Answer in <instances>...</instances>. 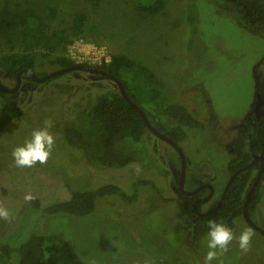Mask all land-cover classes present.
<instances>
[{
    "label": "rangeland",
    "instance_id": "374dc122",
    "mask_svg": "<svg viewBox=\"0 0 264 264\" xmlns=\"http://www.w3.org/2000/svg\"><path fill=\"white\" fill-rule=\"evenodd\" d=\"M4 3L40 14L54 8V18L46 20L49 32L67 28L73 15L85 13L82 36L62 54L91 66L119 54L149 68L161 80L165 102L181 104L202 124L201 129L183 127L186 137L178 144L186 159L184 189H193L195 181L223 188L232 142L264 81V32L249 31L216 0H163V10L154 15L138 12L135 0H0V8ZM20 51V44H0V59ZM36 58L43 61L39 54ZM0 83L12 89L16 80L0 68ZM110 91L116 87L107 78L72 71L44 82L22 73L15 91L0 95V115H8L12 107L22 113L0 131V206L10 213L9 220L0 219V243L18 246L33 234L61 237L74 255L71 264H205L207 236L191 247L194 212L189 197H178L180 160L171 145L147 130L138 142L117 144L133 157L127 166L88 162L87 154L97 147L88 111ZM160 120L167 127L175 125L167 117ZM49 121L55 145L47 163L17 167L13 149ZM66 126L80 131L88 152L66 143ZM141 180L151 185L135 189ZM106 184L127 196L136 191L137 198L124 203L115 195L98 197L92 213L83 217L42 215L44 208L68 200L71 191ZM26 195L33 199L26 201ZM251 220L264 230V187ZM245 228L253 232L249 250H240L233 240L211 264H264V237L242 217L235 220L234 235ZM0 264L18 263L0 258Z\"/></svg>",
    "mask_w": 264,
    "mask_h": 264
},
{
    "label": "trees",
    "instance_id": "16d2710c",
    "mask_svg": "<svg viewBox=\"0 0 264 264\" xmlns=\"http://www.w3.org/2000/svg\"><path fill=\"white\" fill-rule=\"evenodd\" d=\"M218 6L231 11L237 22L253 33L264 32V0H216ZM135 9L144 14L154 15L163 10V0H135ZM190 8V7H189ZM55 9L48 8L42 14L29 7L19 10L11 9L7 3L0 8V44L21 45L20 52L6 54L0 59V68L5 77L16 80L19 71H32L36 77L41 78L51 71L75 65L76 62L64 56L62 53L71 44L73 39L82 36L86 14L79 12L73 15L71 24L67 28L47 31V19L54 18ZM59 53L54 56V54ZM41 56L43 61H37L36 56ZM53 55V58H50ZM83 68L93 67L102 70L117 78L124 88L129 99L135 103L144 113L147 120L159 132L164 133L177 145L184 141L186 134L183 127L201 129L202 124L184 106L179 103L165 102L162 92V83L153 72L143 66L119 54H112L108 62L98 66L86 63L80 64ZM57 76L45 81H50ZM109 80V79H108ZM116 91H110L96 98L88 111V118L95 129L97 147L88 153V162L93 166L122 168L133 161V157L125 154L117 144L125 139L138 142L147 128L137 111L132 108L121 96L118 87ZM257 91L264 96V81L258 84ZM1 96L7 93L1 92ZM22 116L21 111L12 107L8 115H0V131L10 120ZM167 117L174 121L173 127H167L161 123V117ZM253 141L258 146L264 142V115L250 130ZM66 143L74 148H80L88 152L89 144L80 131L71 126L63 129ZM243 132L240 134V142L245 141ZM243 140V141H242ZM247 163L246 156L237 157L227 165V173L231 174L244 167ZM254 179L252 169L240 173L230 185L220 206L214 212H208L204 216L194 213L192 221V238L189 240L191 247L201 236H207L208 222L217 221L233 230L237 218L242 217L241 205L244 197ZM139 185H151L149 181H137L135 189ZM264 187V171L256 186L248 205V213L252 214L259 202L260 190ZM156 195L162 202L161 195ZM202 189L197 193L198 197L204 194ZM221 190L215 188L216 200ZM115 195L124 203L134 202L137 198L136 191L127 196L117 186L112 184L102 185L94 190L71 191L70 198L56 202L42 210L43 216L65 214L74 217L87 216L94 210L95 200L98 197ZM179 198L185 195L178 193ZM214 204H212L213 206ZM33 206H37L34 201ZM210 206V207H212ZM210 207L202 202L196 205L200 213H204ZM0 258L4 261L14 258L18 264H71L74 255L68 243L61 237L52 235H31L18 246L0 243Z\"/></svg>",
    "mask_w": 264,
    "mask_h": 264
},
{
    "label": "water",
    "instance_id": "95a60500",
    "mask_svg": "<svg viewBox=\"0 0 264 264\" xmlns=\"http://www.w3.org/2000/svg\"><path fill=\"white\" fill-rule=\"evenodd\" d=\"M77 70H83L84 72L86 73H89V74H95V75H99V76H102V77H105L107 79H109L110 81H112L114 84L117 85L118 87V90L121 94V96L124 98V100L132 107L134 108L137 113L141 116L142 120L144 121V124L147 128V130L149 132H151L154 136H156L157 138L163 140L164 142L168 143L169 145H171L177 152L178 156H179V160H180V174H179V179H178V183H177V187H178V191L182 194H184L185 196H192L194 195L196 192H198L199 190H202V189H208L209 190V194L203 199V201H208L213 193V187L206 183V184H202L200 186H198L196 189L192 190V191H185L183 189V185H184V179H185V167H186V159H185V156L182 152V150L180 149V147L174 142L172 141L169 137L161 134V132H159L155 127L152 126V124L147 120L146 116L144 115L143 111L135 104L133 103L129 97L127 96L126 92L124 91V88L123 86L121 85L120 81L113 77L111 74H108L102 70H99V69H95V68H83L80 64H75V65H72V66H69V67H66V68H62V69H59V70H55V71H51L49 73H47L46 75H44L43 77L41 78H38L35 76V74L32 72V71H24L26 74L30 75L32 77V79L36 82H43L51 77H54V76H58V75H62V74H65V73H69V72H72V71H77ZM23 73V71H19L16 75V83H15V86L12 88V89H8L6 87H4L1 83H0V91L1 92H4V93H13L18 85H19V81H20V76L21 74ZM263 105V99L261 98L260 94L258 91H256L255 93V103H254V106H253V112L256 116V118L259 116V113L260 112H263L261 111V107ZM255 160L254 161H251L248 165L236 170L234 173H232L230 175V177L228 178L224 188H223V191H222V194L217 202V204L210 210V212H214L221 204L223 198H224V195L226 194L227 190L229 189L230 185L232 184V182L235 180V178L242 172H245L249 169H251V167L253 166ZM264 171V160L262 159L261 162H260V168L255 176V178L253 179L245 197H244V200H243V203L241 205V211H242V218L243 220L246 222V224L248 226H250L253 230L257 231L258 233H260L263 237H264V230L259 228L258 226H256L253 221L251 220V217L249 216V213H248V205H249V202H250V199L252 197V194L256 188V186L258 185L260 179H261V174L263 173ZM200 200H197L195 201V203L193 204V210L194 212L196 213V215L198 216H203V214L199 213L197 211V208H196V203L199 202Z\"/></svg>",
    "mask_w": 264,
    "mask_h": 264
},
{
    "label": "clouds",
    "instance_id": "9594fccd",
    "mask_svg": "<svg viewBox=\"0 0 264 264\" xmlns=\"http://www.w3.org/2000/svg\"><path fill=\"white\" fill-rule=\"evenodd\" d=\"M51 122H47L43 128L34 129L30 133V139L26 140L22 146L13 149L11 155L15 165L19 168H32L38 163L46 164L55 145V139L50 133ZM26 201H31L33 197L26 195ZM0 219L9 220V211L0 206ZM207 248L209 249L204 257L205 264H211L219 255L228 251V246L236 240L240 250L247 252L251 246L253 232L250 228H245L235 236L231 228L217 221L208 222Z\"/></svg>",
    "mask_w": 264,
    "mask_h": 264
},
{
    "label": "flooded vegetation",
    "instance_id": "af4514ba",
    "mask_svg": "<svg viewBox=\"0 0 264 264\" xmlns=\"http://www.w3.org/2000/svg\"><path fill=\"white\" fill-rule=\"evenodd\" d=\"M89 68H93V67H89ZM96 69V68H95ZM77 71H83V70H77ZM24 74H25V72H23ZM22 75V74H21ZM92 75H95V74H92ZM21 77V76H20ZM44 82V81H43ZM261 96V95H260ZM261 98L263 99V105H262V107L260 108L261 109V111H263V112H260L259 113V116L256 118V116H255V114H254V112H253V107H252V109H251V111L249 112V113H247V115L245 116V118L243 119V125H242V127H240V129H238V131H237V133H236V137H235V139L233 140V142H232V148H233V150L230 152V155H233V157H232V159L231 160H233V159H236L237 157H242V156H246V158H247V163H246V165H248L251 161H254L255 160V162H254V164H253V166L251 167V169H252V172L254 171L255 172V175H254V178H255V176H256V174H257V172H258V170H259V168H260V162H261V160L263 159L264 160V142H261L258 146H256V142L255 141H253V135H252V133L250 132V130L251 129H253L254 128V123L262 116V115H264V96L262 97L261 96ZM254 100H255V98H254ZM255 103V102H254ZM253 103V104H254ZM254 106V105H253ZM243 132V135H245V138H243V139H245V141H243V142H240L241 140L239 139V136H240V134ZM230 160V161H231ZM245 165V166H246ZM242 168V167H241ZM251 169H249V170H251ZM234 173V172H233ZM232 174V173H231ZM231 174H229V173H227V175H228V178L230 177V175ZM228 178H227V180H228ZM179 179V178H178ZM227 180H226V182H227ZM184 181H185V179H184ZM226 182L224 183V185H223V188H224V186H225V184H226ZM202 184H206V183H200V184H197V182L195 181L194 182V185H195V187L193 188V189H191V190H185L184 189V187H183V189L185 190V191H192V190H194V189H196L198 186H200V185H202ZM210 185H212V184H210ZM184 186V185H183ZM212 187H213V193H212V195H211V197H210V199L208 200V201H203V199L209 194V190L208 189H204L205 190V192H204V194L201 196V197H198L197 196V193L200 191H198V192H196L194 195H192V196H185V197H189L190 199H191V202H192V211L194 212V210H193V204L195 203V201H197V200H200L199 202H197L196 203V205L198 204V203H200V202H202L204 205H206V207H207V205L209 204V203H211L212 201H214L215 200V202L213 203L214 205L212 206V207H210L208 210L207 209H204V210H206L204 213H201V214H203V216L206 214V213H208V212H210V210L217 204V202H218V200H219V198H220V196H221V194H222V191H223V188L221 189V194H220V196H219V198L216 200L214 197H216L215 196V186L214 185H212ZM176 189H177V193H180L179 191H178V187L176 186ZM182 194V193H181ZM184 195V194H183ZM198 211V210H197ZM199 212V211H198ZM195 213V212H194ZM200 213V212H199ZM196 214V213H195Z\"/></svg>",
    "mask_w": 264,
    "mask_h": 264
},
{
    "label": "built area",
    "instance_id": "2783aa9c",
    "mask_svg": "<svg viewBox=\"0 0 264 264\" xmlns=\"http://www.w3.org/2000/svg\"><path fill=\"white\" fill-rule=\"evenodd\" d=\"M108 61H109V57H108V58L106 57V58L104 59V61H103V62H105V63H106V62H108ZM103 62H101V63H103ZM101 63H100V64H101ZM100 64H99V65H100Z\"/></svg>",
    "mask_w": 264,
    "mask_h": 264
}]
</instances>
